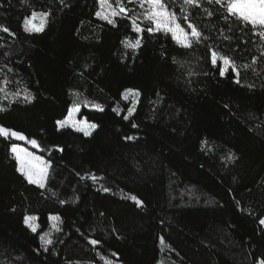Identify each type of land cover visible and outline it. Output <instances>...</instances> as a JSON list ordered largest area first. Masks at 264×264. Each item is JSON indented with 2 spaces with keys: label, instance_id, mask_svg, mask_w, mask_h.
<instances>
[{
  "label": "trees",
  "instance_id": "obj_1",
  "mask_svg": "<svg viewBox=\"0 0 264 264\" xmlns=\"http://www.w3.org/2000/svg\"><path fill=\"white\" fill-rule=\"evenodd\" d=\"M66 3L0 0V24L16 34L0 33V66L14 70L3 69L13 81L8 91L29 89L35 97L2 101L8 110L0 112V124L35 139L39 148L23 144L51 165L45 188L28 183L10 151L21 142L0 137V264H104L101 256L113 264L264 259V62L242 69L237 84L231 69L220 76L222 62L213 66L203 45L184 49L170 35L145 32L133 53L120 43L135 39L127 20L118 18L115 27L99 20L96 0ZM29 4L52 10L42 33L23 31ZM198 23L226 28L218 14ZM228 34L230 43H215L238 65L259 56L258 37L235 26ZM241 39L249 43L234 52ZM129 88L140 95L124 119L131 98L122 93ZM74 92L104 109L81 105L79 117L98 125L90 136L56 124ZM230 153L234 161L226 159ZM51 215L60 217V231L45 246L40 236ZM25 216L37 217L36 232Z\"/></svg>",
  "mask_w": 264,
  "mask_h": 264
},
{
  "label": "snow or ice",
  "instance_id": "obj_2",
  "mask_svg": "<svg viewBox=\"0 0 264 264\" xmlns=\"http://www.w3.org/2000/svg\"><path fill=\"white\" fill-rule=\"evenodd\" d=\"M28 3V0H24ZM98 7L95 11V17L101 21H105L108 25L117 26V20L125 19L130 25L131 32L135 34V39L130 36H125L120 43L122 46L131 50L133 53L137 52L142 47L143 35L147 32L149 35L162 33L165 36L171 37V39L181 48L191 49L194 46L203 45L210 52V62L213 66L217 65V62H222V70H220V76H225L231 69L235 76V83H241L240 73L243 69L247 71L252 69L255 71V66L259 62H264V0H96ZM57 3L62 7H68L69 4L66 0H57ZM207 5L218 6L216 12ZM2 7V5H0ZM31 9L30 15H25L22 20V28L26 33H42L44 32L48 19L52 14V10H40L37 11L29 4ZM179 8V13L177 12ZM195 13V14H194ZM203 14V16L201 15ZM218 14V19L222 20L225 27H219L217 24H201L198 21L203 18H212ZM233 26L238 29V33L245 35L250 34L252 37H258L259 42L256 43V52L259 56L252 54L250 62L237 64V61L232 55L226 54L220 49V45L216 44V40L222 38L223 41L231 42L233 36L229 35L233 31ZM204 29L208 30V34ZM247 30V32H245ZM0 33H6L11 37H15V33L11 29L3 24H0ZM214 33H218L215 35ZM3 37L0 36V40ZM212 41V42H210ZM248 40L241 39L240 43L235 46L233 51H238L240 45H247ZM5 47L0 43V48ZM243 51L247 52L249 49L246 47ZM9 54L5 53L7 57ZM175 61V58H173ZM7 69L9 73L14 70L7 64L0 66V112H5L8 107L5 106L2 101L7 100L9 105L15 103L18 99H22L25 103H31L35 97L29 89L17 90L15 92L8 91V85L13 83L8 75L3 71ZM89 65H85V69H89ZM83 76V72L80 73ZM15 83H19L15 81ZM72 95L75 99L72 102V106L68 109L67 115L64 119L57 120L56 124L59 128L71 127L77 132L83 133L85 136H90L92 131L95 130L98 125L87 120V118L77 120V114L81 111V105H89L90 102L87 99H81L79 92H74ZM140 93L135 89H125L122 93V99L128 101L131 97V106L127 108V115L124 119H128L133 115L136 104L138 103V97ZM97 110L103 111V107L95 104L93 105ZM227 107V105L225 106ZM113 111L120 112L122 109L113 108ZM133 127L138 125L133 124ZM0 137L6 139H16L21 141H27L32 146L39 148L40 145L35 139H29L22 132L16 131L12 128L5 127L0 124ZM131 139V137H126ZM202 146L207 145V141L201 142ZM11 153L18 163L17 171L30 184L38 185L41 189L46 187V180L48 176V169L51 165L42 160L41 157L36 156L34 153L28 151L27 148L21 147L15 143L11 145ZM229 161H234L236 157L234 154H229L226 157ZM87 178L92 181H96L98 178L94 174H89ZM101 190L104 192L110 191L109 188L101 186ZM55 195V193H53ZM136 203L137 206H143V201L139 200L135 195L128 197ZM64 203V201H61ZM51 220L59 221V216H51ZM37 217L25 216L24 223L32 232H36L38 225L35 223ZM259 223L264 225V219H260ZM56 231L60 229L53 225ZM44 245H51L53 240L50 238V234L45 232L40 236ZM90 243L93 246L101 244L98 239H92ZM161 243L163 238L161 237ZM47 250V248H45ZM104 260V264H113V260L101 256ZM258 264H264V259H261Z\"/></svg>",
  "mask_w": 264,
  "mask_h": 264
},
{
  "label": "rangeland",
  "instance_id": "obj_3",
  "mask_svg": "<svg viewBox=\"0 0 264 264\" xmlns=\"http://www.w3.org/2000/svg\"><path fill=\"white\" fill-rule=\"evenodd\" d=\"M131 98V97H130ZM132 99V98H131ZM89 108H95V107H93V105H87ZM77 120H80V119H84V118H80L79 117V113L77 114ZM65 128H71V127H65ZM65 128H60V129H65ZM71 129H73V128H71ZM73 130H75V129H73ZM76 131V130H75ZM94 131V130H93ZM92 131V132H93ZM20 142H21V144H17V145H19V146H21V147H24V148H27L28 149V151H30V152H32V153H34L33 151H31L25 144H23L24 142H26V140L25 141H21V140H19ZM31 145V144H30ZM32 146V145H31ZM36 156H39V155H37L36 153H34ZM39 157H41V156H39ZM42 158V160L43 161H45V162H47L43 157H41ZM48 163V162H47ZM51 216H54V215H51ZM36 217V216H35ZM51 220V219H50ZM35 223L38 225V222H37V220L35 221ZM57 224H58V221H53V220H51V226H50V228L49 229H47L46 231H44L43 233H42V235L45 233V232H47V233H49L50 234V238L52 239V237H53V233H54V227H53V225H56L57 226ZM39 229V225H38V228H37V230ZM45 246H47V245H45ZM258 264V263H257Z\"/></svg>",
  "mask_w": 264,
  "mask_h": 264
}]
</instances>
